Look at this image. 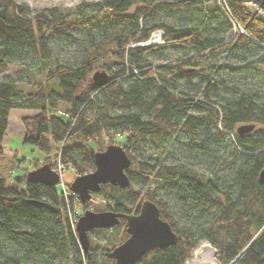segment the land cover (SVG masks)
Here are the masks:
<instances>
[{"label":"trees","instance_id":"trees-1","mask_svg":"<svg viewBox=\"0 0 264 264\" xmlns=\"http://www.w3.org/2000/svg\"><path fill=\"white\" fill-rule=\"evenodd\" d=\"M65 45L73 57L59 59ZM10 64L25 79L0 78V154L11 108L35 111L22 117L23 141L77 175L94 169L98 150L123 146L128 186L104 183L91 197L124 214L149 199L177 240L132 264H188L202 240L219 264H264V0H83L38 10L0 0V73ZM95 69L108 72L105 85L91 82ZM169 144L179 154L172 163L133 154ZM74 198L25 173L0 175V264H114L108 252L128 235L124 216L91 229L85 250L67 218Z\"/></svg>","mask_w":264,"mask_h":264},{"label":"water","instance_id":"water-1","mask_svg":"<svg viewBox=\"0 0 264 264\" xmlns=\"http://www.w3.org/2000/svg\"><path fill=\"white\" fill-rule=\"evenodd\" d=\"M109 74L102 69H95L91 75V82L97 86L107 83ZM253 124H241L235 129L238 134L248 132ZM94 169L88 173L76 175L68 185L79 201L87 203L92 192H98L100 185L111 183L119 187L129 184L126 174L130 159L123 146L109 144L104 150H98L93 154ZM58 174L45 162L42 165L28 170L26 180L32 183L38 182L54 187L57 184ZM258 182L264 183V166L258 174ZM125 218V231L127 236L121 243L113 246L108 252L114 264H132L146 251L176 243V234L171 229L168 221L159 215V209L155 202L143 199L137 212L119 213L110 210L92 211L84 209L76 221V234L78 241L86 250L88 247V232L93 228H112L119 223L120 217Z\"/></svg>","mask_w":264,"mask_h":264},{"label":"rangeland","instance_id":"rangeland-1","mask_svg":"<svg viewBox=\"0 0 264 264\" xmlns=\"http://www.w3.org/2000/svg\"><path fill=\"white\" fill-rule=\"evenodd\" d=\"M17 2L24 3L30 7V10H38V8H45L48 6H61L63 8H70L71 6L80 3L83 0H15ZM91 1V0H84ZM159 30L152 33L151 42L157 43L160 39ZM73 48L71 46H64L58 51L59 59H69L72 58ZM2 77H12L17 81H23L25 78L21 75L20 70L17 69V65H8L7 69L0 73V78ZM35 111L32 109L26 108H11L8 116V123L6 127V132L2 138V152L0 154V175L6 177L8 180L13 177V175L23 176L24 173L28 172V170H32L35 167L42 165L46 157H50L49 159L54 161L53 170H55L58 174L57 181L64 185L65 193L67 194V198L70 195L69 191L66 188V184L70 183L72 179L77 175L76 170L71 166V164L66 163L64 166H57V157L54 158L52 153L50 155L45 156V152L41 151L34 145L24 142L22 139L23 134L25 133V129L23 127V116L32 115ZM52 113L62 115L61 112L57 109H53ZM105 138V137H104ZM93 145L91 142H89ZM135 156L141 158L144 156L146 158L150 157V160L157 158L161 163H172L179 158V154L177 152V148L172 145H168L162 149H154L150 146H145L141 152L138 154L137 152H133ZM10 177V178H9ZM57 182V183H58ZM72 207L70 208V212H77L80 216L84 209L92 210V211H101L105 210V200L98 197H91L85 206H82L80 201L75 197L72 200ZM177 216V215H176ZM175 216V217H176ZM91 236L95 239V241H99L102 245H109L106 243V237L101 233L91 232ZM114 241L118 240L117 236H113L111 238ZM105 243V244H104ZM119 244V243H117ZM116 244V245H117ZM207 244L209 247L213 248L214 257L216 258V249L211 245L207 240H202L197 247L193 249L192 255L189 258V264H194V259L197 258L200 246ZM217 264L219 261L217 260Z\"/></svg>","mask_w":264,"mask_h":264},{"label":"bare ground","instance_id":"bare-ground-1","mask_svg":"<svg viewBox=\"0 0 264 264\" xmlns=\"http://www.w3.org/2000/svg\"><path fill=\"white\" fill-rule=\"evenodd\" d=\"M214 249L207 244L200 246L197 258H195L194 264H217V260L214 257Z\"/></svg>","mask_w":264,"mask_h":264},{"label":"built area","instance_id":"built-area-1","mask_svg":"<svg viewBox=\"0 0 264 264\" xmlns=\"http://www.w3.org/2000/svg\"><path fill=\"white\" fill-rule=\"evenodd\" d=\"M57 166H64L65 163H63L60 159H58L57 157ZM54 187H58L59 190L64 194V197L66 199H68L70 196L74 195L71 191H69V196L67 198V194L65 193V189H64V185L62 183L59 184V182L54 186ZM75 196V195H74ZM76 197V196H75ZM73 205V204H72ZM72 205H68L67 209H66V213H67V218L69 220V223H71V225L73 226V228L76 227V221L78 219L79 214L77 212H70V208L72 207ZM189 262V259L187 260ZM189 264V263H188Z\"/></svg>","mask_w":264,"mask_h":264}]
</instances>
